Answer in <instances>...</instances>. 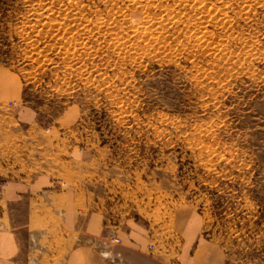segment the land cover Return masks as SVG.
<instances>
[{"label":"rangeland","instance_id":"1","mask_svg":"<svg viewBox=\"0 0 264 264\" xmlns=\"http://www.w3.org/2000/svg\"><path fill=\"white\" fill-rule=\"evenodd\" d=\"M0 92L98 150L104 202L172 264L192 216L264 264V0H0Z\"/></svg>","mask_w":264,"mask_h":264},{"label":"crops","instance_id":"2","mask_svg":"<svg viewBox=\"0 0 264 264\" xmlns=\"http://www.w3.org/2000/svg\"><path fill=\"white\" fill-rule=\"evenodd\" d=\"M41 123L32 109L0 101V264H172L171 248H159L163 238L104 202L99 151L64 147L65 138L45 137ZM178 230L175 262L229 264L197 216Z\"/></svg>","mask_w":264,"mask_h":264},{"label":"bare ground","instance_id":"3","mask_svg":"<svg viewBox=\"0 0 264 264\" xmlns=\"http://www.w3.org/2000/svg\"><path fill=\"white\" fill-rule=\"evenodd\" d=\"M165 10V9H164ZM178 19V18H177ZM169 25V24H168ZM190 26V25H189ZM115 238V234H111L110 235V240H111V242L113 243V244H117V243H119V242H116V241H112V238ZM118 238V237H117ZM120 241V240H119ZM110 252V251H109Z\"/></svg>","mask_w":264,"mask_h":264},{"label":"built area","instance_id":"4","mask_svg":"<svg viewBox=\"0 0 264 264\" xmlns=\"http://www.w3.org/2000/svg\"><path fill=\"white\" fill-rule=\"evenodd\" d=\"M119 240H120V238H119V237H118V238H117V237H115V238L113 237V238H112V241L119 242Z\"/></svg>","mask_w":264,"mask_h":264}]
</instances>
